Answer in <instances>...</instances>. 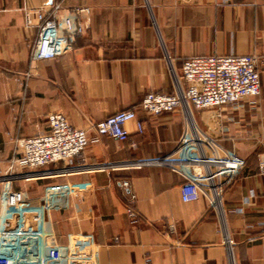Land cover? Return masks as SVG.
<instances>
[{
	"label": "crops",
	"instance_id": "crops-1",
	"mask_svg": "<svg viewBox=\"0 0 264 264\" xmlns=\"http://www.w3.org/2000/svg\"><path fill=\"white\" fill-rule=\"evenodd\" d=\"M54 4L61 27L76 33L74 48L31 62L36 12ZM247 54L261 60L258 96L190 106L193 126L247 160V170L225 191L219 212L203 193L184 202V177L150 160L175 152L185 114L149 115L140 100L171 93L187 58ZM127 109L136 114L125 124L128 138L89 141L70 162L85 166L81 172L13 187L38 195L51 181L93 180L100 264H264V171L257 167L264 162V0H0V174L17 154L15 139L46 132L50 113L92 139L95 121Z\"/></svg>",
	"mask_w": 264,
	"mask_h": 264
},
{
	"label": "built area",
	"instance_id": "built-area-1",
	"mask_svg": "<svg viewBox=\"0 0 264 264\" xmlns=\"http://www.w3.org/2000/svg\"><path fill=\"white\" fill-rule=\"evenodd\" d=\"M59 7L54 4L46 11L37 10V35L29 53L31 62L73 50L76 33L61 27L57 17ZM30 13L31 10L24 11L27 24ZM260 62L254 54L190 57L181 63L180 79L173 74L171 93L148 92L141 98L140 108L149 115L181 109L188 121L175 152L150 160L163 163L184 177L180 186L184 202L197 200L203 193L208 196L210 206L219 212L223 194L248 167L247 160L218 146L193 126L190 106L221 108L258 96ZM135 117L132 109L109 114L92 124L94 137L90 139L84 128L71 125L64 114L54 112L46 118V132L15 139L17 154L0 174V264H100L95 224L97 186L93 180L51 181L38 195H29L12 183L81 172L85 166H73L70 162L88 142L102 135L126 140L125 124ZM137 130H141L139 123ZM257 167L264 171V162H258ZM123 185L127 186V182ZM126 212L129 217L135 216L131 208Z\"/></svg>",
	"mask_w": 264,
	"mask_h": 264
},
{
	"label": "rangeland",
	"instance_id": "rangeland-1",
	"mask_svg": "<svg viewBox=\"0 0 264 264\" xmlns=\"http://www.w3.org/2000/svg\"><path fill=\"white\" fill-rule=\"evenodd\" d=\"M60 165V164H59Z\"/></svg>",
	"mask_w": 264,
	"mask_h": 264
}]
</instances>
